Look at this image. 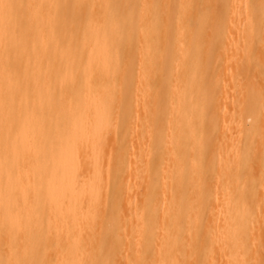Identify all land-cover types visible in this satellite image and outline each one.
<instances>
[{
  "label": "bare ground",
  "instance_id": "6f19581e",
  "mask_svg": "<svg viewBox=\"0 0 264 264\" xmlns=\"http://www.w3.org/2000/svg\"><path fill=\"white\" fill-rule=\"evenodd\" d=\"M0 264H264V0H0Z\"/></svg>",
  "mask_w": 264,
  "mask_h": 264
},
{
  "label": "rangeland",
  "instance_id": "374dc122",
  "mask_svg": "<svg viewBox=\"0 0 264 264\" xmlns=\"http://www.w3.org/2000/svg\"><path fill=\"white\" fill-rule=\"evenodd\" d=\"M249 121H250V119H249V120H248V119H246V124H248V125H249V123H250Z\"/></svg>",
  "mask_w": 264,
  "mask_h": 264
}]
</instances>
